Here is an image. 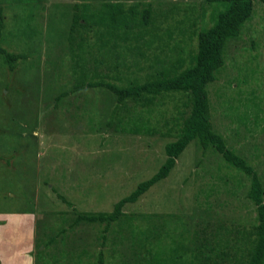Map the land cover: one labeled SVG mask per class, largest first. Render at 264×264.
Listing matches in <instances>:
<instances>
[{"label":"rangeland","instance_id":"374dc122","mask_svg":"<svg viewBox=\"0 0 264 264\" xmlns=\"http://www.w3.org/2000/svg\"><path fill=\"white\" fill-rule=\"evenodd\" d=\"M1 2V46L24 58L10 71L0 55V220L28 222L33 228L31 261L23 257L22 245L13 246L12 257L18 258L14 261L97 264V253L103 250L104 264H191L193 253L209 255L225 234L229 244L220 251L233 254L238 231L250 229L256 217L255 207L245 198L248 181L239 174L233 180L213 151L201 157L196 141L182 152L166 179L124 207L125 216L111 226L104 247L100 227L74 225L72 208L58 198L64 196L80 212H110L114 203L158 170L165 159L164 145L173 140L144 130L166 133L176 108L186 101L183 95L165 94L149 112L128 103L121 110L120 128L109 127L113 94L103 88L70 92L71 50L81 45L88 68L99 75H111L116 63L118 71L124 69L122 62L137 63L140 71L133 67L126 76L141 80L152 71L155 54L170 60L176 57L175 47L195 50V35L209 25L211 6L204 0ZM114 2L126 7L137 3L138 10L150 4L147 31L156 37L150 48L140 49L146 57L136 62L123 48L126 41L114 46L96 26L74 40L69 37L75 5L96 12ZM207 92L213 129L255 168L264 185V3L254 1L252 19L239 38L227 43L224 67ZM140 116L141 134L126 132L131 125L125 126L126 121ZM147 230L156 238L144 240L141 231ZM18 233L11 226L6 234ZM215 254L218 264L233 263ZM12 259L4 254L0 264H13Z\"/></svg>","mask_w":264,"mask_h":264},{"label":"trees","instance_id":"16d2710c","mask_svg":"<svg viewBox=\"0 0 264 264\" xmlns=\"http://www.w3.org/2000/svg\"><path fill=\"white\" fill-rule=\"evenodd\" d=\"M254 1L264 3V0H204L211 6L212 15L209 25L206 24L195 35V50L187 51L175 47L176 57L170 60L161 59L155 54L153 63L149 67L152 71L141 80L134 77L132 80L130 76H126L133 67L140 71L137 63L127 65L122 62L124 67L122 71L117 70L120 65L116 63L112 66L111 75H99L97 70L88 68V58L81 45L76 52L71 50L74 56L71 66L73 85L70 92L76 93L85 88H103L113 94L115 105L110 113L109 127L116 124V129L120 128L124 122L121 110L127 107L128 103L140 106L149 112L160 96L176 93L186 97V101L176 108V116L166 133H157L151 129L144 130L148 135L159 134L173 138L164 145V161L150 178L138 183L129 195L114 203L110 212H80L64 196L58 195L64 204L72 208L75 214L74 225L87 224L100 227L99 239L102 247L106 243V235L111 226L119 224L125 216L124 207L136 203L154 185L166 179L182 152L191 142L196 141L201 157H204L208 151H213L220 155L233 180H237L238 174L247 179L245 198L255 207L256 217L250 229L238 231L233 254L220 251L224 243V246L229 244L225 234L219 238L215 249L210 248L209 255L201 257L199 252L193 253L195 260L191 264H218L217 260L212 258L214 253L220 258L226 257L229 262H233L231 264H264V185L255 168L244 157L229 148L223 135L213 129L207 92L208 85L217 80V74L224 67L227 43L239 38L245 23L252 19ZM213 4H224L225 8L221 11L218 7L212 6ZM139 6L137 3L128 7L119 2L104 3L96 12H90L88 6L81 8L75 5L69 37L74 40L82 33L92 30V26H96L102 29L98 33L108 38L106 42L114 40V46H117V42L126 41L123 48L136 62L137 59L146 57L144 50L140 49L150 48L156 37L147 31L152 18L150 4H144L138 10ZM4 10L0 0V55L9 70L13 71L18 60L23 59L24 56L11 53L1 46L5 27ZM129 34L132 35L131 39L126 38ZM146 36L149 38L146 39ZM164 51L159 50L162 54ZM116 57L120 59V56L115 55L114 58ZM114 120L117 122L114 123ZM134 120H127L125 126L129 123L131 125L124 130L140 135L142 131L138 124L142 121L141 116ZM141 232L142 238L146 241L156 238L155 234L152 235V231ZM157 255L159 254H154ZM97 264H104L103 250L97 253Z\"/></svg>","mask_w":264,"mask_h":264},{"label":"crops","instance_id":"0c3cea01","mask_svg":"<svg viewBox=\"0 0 264 264\" xmlns=\"http://www.w3.org/2000/svg\"><path fill=\"white\" fill-rule=\"evenodd\" d=\"M21 216L24 219H26L24 214H22ZM12 224L2 222L0 220V261L1 262L3 261L4 254L8 258L9 257L13 258L12 259L13 261L18 259L16 257H12L14 255V253H13L14 252L13 251L14 245L15 246L16 245H22L23 257H25V255H26L27 258L31 261V257L29 255V253L32 250V244H33V231H32L33 228L31 226V224H29L28 222H15ZM11 226L15 227V230L17 229V231H19L20 233H18L16 235L13 234L11 236L9 234H6L9 230V228H11ZM23 257H22V259H23ZM20 259L21 258H19V260ZM11 263L18 264L19 262L14 261ZM23 264H25V262Z\"/></svg>","mask_w":264,"mask_h":264}]
</instances>
